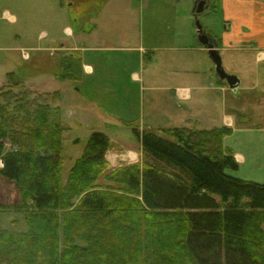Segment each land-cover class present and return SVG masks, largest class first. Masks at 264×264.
<instances>
[{
    "label": "trees",
    "instance_id": "1",
    "mask_svg": "<svg viewBox=\"0 0 264 264\" xmlns=\"http://www.w3.org/2000/svg\"><path fill=\"white\" fill-rule=\"evenodd\" d=\"M58 59L54 77L78 79L80 57ZM59 99L13 72L0 86V176L26 222L0 229V264H264V182L226 172L231 127L133 128L141 159L114 169L95 131L63 182Z\"/></svg>",
    "mask_w": 264,
    "mask_h": 264
},
{
    "label": "rangeland",
    "instance_id": "2",
    "mask_svg": "<svg viewBox=\"0 0 264 264\" xmlns=\"http://www.w3.org/2000/svg\"><path fill=\"white\" fill-rule=\"evenodd\" d=\"M177 1V6L172 8V5L164 0H101L100 13H93L90 16V18H95V23H98V28L94 30V33L100 36L111 35L113 38H118V42L124 41V38H132L135 43V40L142 36L145 43H149L152 34H165V32H180L191 40L192 35L198 32V26L207 38H214V36L219 38L222 33L227 35L228 30L236 32L239 38L238 44L240 46L249 45L253 49L223 52L222 66L228 73L233 70V73L242 80V86L237 94L226 93L222 90H215L213 93L200 90L196 97L204 103L198 104L200 102L196 100L198 98H195L194 103L197 105L193 103V109H191L194 119L187 125L193 128H209L212 118L218 120L221 113L229 112L228 108L232 102L230 96L238 100L240 114H242L241 117L238 116V120L254 118L257 114L264 113V58H258V51L260 49L264 51L262 48L264 46V7L259 5L264 3V0H210L205 3L204 10L196 17L195 6L192 3L194 0ZM83 7H86V0H0V13L2 9L7 8L17 17L16 23H11L6 18L0 20V30H7L9 35L15 33L17 37H13L14 45L17 48L25 47L28 50L30 47L43 45L39 39V34L43 29H47L48 32H60L62 36H65L64 26L72 27L70 19L79 17L78 11ZM226 18L229 19V24L225 21ZM182 44H186L185 40ZM38 52L29 49L30 58H24L19 49L9 52L0 51V81L4 79L5 83V74L13 72L20 76L25 86L30 87L31 90L37 92L58 90L59 81L41 70L47 66L48 69L55 70L59 59L49 57L48 65L44 67L43 63L34 56ZM149 52L151 57V51ZM100 54L105 66L119 67L128 59H126L128 55L125 56L124 52L119 51L100 52ZM155 54L158 56L160 66L169 63V67L179 70L188 65V55L182 51H156ZM148 61L145 59L143 65L150 64ZM208 62L213 68L212 61ZM132 64L134 62H129L130 66H133ZM186 77L180 73L177 75L178 80ZM209 78L208 70L207 86H209ZM202 80H205V74H202ZM133 98L122 102L126 105L124 106L126 112L123 110L122 117L127 121H133L135 123L133 127H138L136 123L152 118H158L156 123L166 125L168 108L171 106L170 103H173L168 94L163 96L157 91L146 90L141 103L137 96ZM59 102L60 99L58 101L60 107ZM177 102L175 104L178 106L179 102ZM117 108L123 109L119 105ZM236 113L239 114V112ZM69 121L72 123L63 115L64 129L61 134L63 182L66 181L74 161L82 154L92 131H104L124 148L134 147L138 143L132 130L133 127L120 125L118 128L110 129L101 119L93 115H90V120H85L83 127L75 126L74 123L70 127ZM255 121L257 122L254 119ZM181 123L171 122L170 125L181 127ZM254 134L256 135L249 136L248 132L233 131L231 128V132L224 136V148L231 152L238 151L244 157V160L237 162L236 170L227 169L226 172L245 180L264 181V131ZM16 195L14 183L0 176V201L2 200L0 204L6 207L5 210L0 211V229L23 232L26 230L24 213L11 207L17 198Z\"/></svg>",
    "mask_w": 264,
    "mask_h": 264
},
{
    "label": "crops",
    "instance_id": "3",
    "mask_svg": "<svg viewBox=\"0 0 264 264\" xmlns=\"http://www.w3.org/2000/svg\"><path fill=\"white\" fill-rule=\"evenodd\" d=\"M164 1L172 5V8L177 6L178 3L177 0ZM199 1H202L204 5L207 1L210 2V0H194L192 3L195 6L196 2ZM254 2L252 4L256 5ZM101 4V0L99 2L97 0H86V7L78 11L79 17L70 19L72 27L69 25L64 26L65 36H62L60 32H48L47 29H43L39 34V39L43 42V45L29 48L30 50L39 51L34 56H36L39 62L43 63L44 67L48 65L47 59L49 57L59 58L63 52L66 54H76L80 57V74L76 80H58L53 75L54 69H48V66L41 70V72L51 74L59 81L60 88L58 91L60 92L61 115L62 117L65 115L75 126L83 127V124L86 122L85 120H90V115H93L101 119L110 129L118 128L120 125L133 127L135 124L133 121H127L122 117L124 115L123 110L126 112V107H124L126 105L122 102L123 100L134 99L133 97L137 96L138 101L141 103L144 92L151 90V92L157 91L163 96L168 94L172 100L173 103H170L171 106H169L167 112L168 116L166 119L168 123L166 122V125L158 124L156 123L158 118H152L148 121L143 120L140 123H136L138 127L135 126L133 128L142 132L146 129L156 130L175 127L170 125L171 122H182V126L185 124L184 127L193 128L187 125V123L194 119L191 109H193V103L195 102V98H198L196 95L200 93V90L212 93L215 90H222L226 93H238L239 88L242 86V80L233 73V70H230L228 73L224 69L228 74L236 77V82L232 88L227 80L221 78L216 70H213L215 68L214 62L208 54L207 46L200 42L198 32L192 35L191 40L180 32H165V34H152L149 43H145L142 36L135 40V43L134 40L132 41V38H124V41L118 42V38H113L111 35L100 36L94 33V30L98 28V23H95V18H90V16L93 13H100L102 10V7L100 8ZM259 5L264 7V3H260ZM5 18L11 23H16L17 21L16 15L9 12L7 8L2 9L0 13V20H5ZM225 21L229 24V19L226 18ZM13 37H17V35L15 33L14 35H9L7 34V30H0V51L9 52L19 49L22 53L23 50H29L25 47L17 48L13 43ZM184 40L186 44H182ZM208 41L217 50L221 60H224L223 52L228 53L233 50L245 51L253 49L249 45L240 46L238 44V35L236 32L233 33L230 30H228L227 35L222 33L219 38L215 36L214 38L210 37ZM114 51L124 52L125 56L128 55L126 57L128 59L119 67L105 66L100 52ZM149 51H151V57ZM156 51H182L188 55V65L179 70L169 67V63L160 66L158 64V56L155 54ZM258 58H264V51L262 49L258 51ZM145 59L149 60L150 64L144 66L143 62ZM208 61H212L213 68L210 67L211 64ZM127 62L128 64H126ZM129 62H134L133 66H130ZM208 70L210 72V78L208 79L209 86L206 85ZM179 73L187 77L178 80L177 75ZM202 74H205V80L201 81ZM0 82V86H2L4 79ZM229 98L232 100L230 102L231 106L228 108L229 112L221 113L219 121L212 118L209 128L229 126L233 131L248 132L249 136H255L256 134L254 133L264 131V113L257 114L254 118L238 120V116L241 117L242 115L240 114L238 100L237 98L235 100L232 96ZM175 100L179 103L182 102V104H179ZM196 100L200 102L198 104L204 103L199 98ZM175 102L178 103V106ZM194 104L197 105L196 103ZM117 105L123 109H118ZM236 112H239V114ZM187 116L189 117L187 118ZM120 119L122 120L120 121ZM254 119L257 122H254ZM72 123H69L70 127ZM96 131L105 133L101 130ZM92 132H95V130ZM108 138L111 145L106 151V159L110 168L114 169L122 164L140 161L141 144L139 141L134 147L124 148L114 141L110 135ZM233 155L237 162L244 160V157L238 151H234ZM1 166L2 164L0 163Z\"/></svg>",
    "mask_w": 264,
    "mask_h": 264
},
{
    "label": "water",
    "instance_id": "4",
    "mask_svg": "<svg viewBox=\"0 0 264 264\" xmlns=\"http://www.w3.org/2000/svg\"><path fill=\"white\" fill-rule=\"evenodd\" d=\"M203 2L199 1L195 7H194V14L195 17L197 16V14H199L200 12H202L203 10ZM201 27L198 26V33H199V40L202 44L206 45L208 48V54L210 56V58L213 60L214 65H215V70L216 72L219 74V76L225 80H227V82L230 83L231 87H234V83L236 82V77L228 74L223 66H222V60L220 55L218 54L217 50L213 47V45L211 43H209L208 38L205 34L201 33Z\"/></svg>",
    "mask_w": 264,
    "mask_h": 264
},
{
    "label": "built area",
    "instance_id": "5",
    "mask_svg": "<svg viewBox=\"0 0 264 264\" xmlns=\"http://www.w3.org/2000/svg\"><path fill=\"white\" fill-rule=\"evenodd\" d=\"M23 54H24L25 57H27V53L26 52H24Z\"/></svg>",
    "mask_w": 264,
    "mask_h": 264
}]
</instances>
